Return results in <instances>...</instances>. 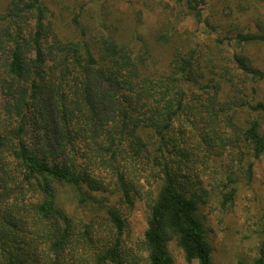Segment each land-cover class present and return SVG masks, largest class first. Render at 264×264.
I'll return each instance as SVG.
<instances>
[{
  "label": "trees",
  "instance_id": "1",
  "mask_svg": "<svg viewBox=\"0 0 264 264\" xmlns=\"http://www.w3.org/2000/svg\"><path fill=\"white\" fill-rule=\"evenodd\" d=\"M263 161L264 0L0 10V264H264Z\"/></svg>",
  "mask_w": 264,
  "mask_h": 264
},
{
  "label": "rangeland",
  "instance_id": "2",
  "mask_svg": "<svg viewBox=\"0 0 264 264\" xmlns=\"http://www.w3.org/2000/svg\"><path fill=\"white\" fill-rule=\"evenodd\" d=\"M8 0H0V10H2ZM262 171L264 172V161L261 164ZM247 196L244 200L246 202L248 201L249 198H253L256 196L259 204L262 202L264 203V188H261V184L256 181L254 185L246 192ZM255 202L253 201V204ZM134 216L132 218V231L130 237L133 240H136L137 238H140L142 235V232L145 228V208L141 202L137 203L135 206V211H134ZM229 256L227 255H220L221 259V264H231L229 263L228 259ZM176 264H188L183 261L182 258L177 257L176 258Z\"/></svg>",
  "mask_w": 264,
  "mask_h": 264
}]
</instances>
